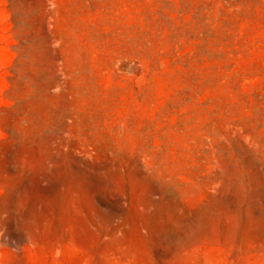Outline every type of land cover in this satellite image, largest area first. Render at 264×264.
<instances>
[{
  "label": "rangeland",
  "instance_id": "rangeland-1",
  "mask_svg": "<svg viewBox=\"0 0 264 264\" xmlns=\"http://www.w3.org/2000/svg\"><path fill=\"white\" fill-rule=\"evenodd\" d=\"M0 264H264V0H0Z\"/></svg>",
  "mask_w": 264,
  "mask_h": 264
}]
</instances>
